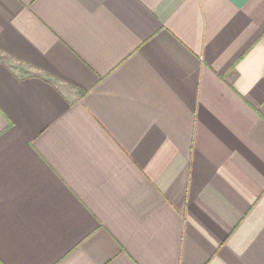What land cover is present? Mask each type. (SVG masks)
I'll use <instances>...</instances> for the list:
<instances>
[{
	"label": "crops",
	"instance_id": "crops-1",
	"mask_svg": "<svg viewBox=\"0 0 264 264\" xmlns=\"http://www.w3.org/2000/svg\"><path fill=\"white\" fill-rule=\"evenodd\" d=\"M0 264H264V0H0Z\"/></svg>",
	"mask_w": 264,
	"mask_h": 264
}]
</instances>
